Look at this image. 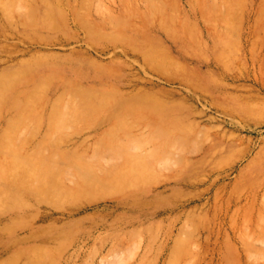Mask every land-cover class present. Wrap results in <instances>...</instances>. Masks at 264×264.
Returning a JSON list of instances; mask_svg holds the SVG:
<instances>
[{
	"label": "rangeland",
	"instance_id": "374dc122",
	"mask_svg": "<svg viewBox=\"0 0 264 264\" xmlns=\"http://www.w3.org/2000/svg\"><path fill=\"white\" fill-rule=\"evenodd\" d=\"M0 264H264V0H0Z\"/></svg>",
	"mask_w": 264,
	"mask_h": 264
},
{
	"label": "bare ground",
	"instance_id": "6f19581e",
	"mask_svg": "<svg viewBox=\"0 0 264 264\" xmlns=\"http://www.w3.org/2000/svg\"><path fill=\"white\" fill-rule=\"evenodd\" d=\"M247 179L243 178L242 181H246Z\"/></svg>",
	"mask_w": 264,
	"mask_h": 264
}]
</instances>
